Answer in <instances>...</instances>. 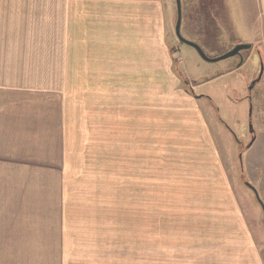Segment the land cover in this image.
<instances>
[{
	"label": "rangeland",
	"instance_id": "374dc122",
	"mask_svg": "<svg viewBox=\"0 0 264 264\" xmlns=\"http://www.w3.org/2000/svg\"><path fill=\"white\" fill-rule=\"evenodd\" d=\"M164 2L177 16L176 0H156L158 7ZM183 2L182 35L209 57L239 43L253 44L243 51L246 61L240 67L238 56L210 62L185 43L177 51L180 76L206 101L199 106L214 138L225 146L217 166L228 176L221 177L230 179L252 231L264 241V207L243 155L251 133L264 130V74L249 91L260 60L264 63V0L246 1L242 17L248 25L239 34L227 29L230 20L236 24L229 2L237 7V0ZM62 6L63 0H0V56L20 61L26 84L60 93L64 69L54 56L62 55L61 31L53 30L63 25V17L57 18ZM7 66L16 69L17 63L1 65L9 72ZM36 71L56 79L36 80ZM63 95L56 99L61 107ZM5 112H0V264H65L81 251L97 263H192L199 251L188 237L180 238L192 233L195 217L215 215L209 204L216 196L210 189L214 177L201 172L206 155H130L129 146L114 145L111 136L100 138L90 113L65 107L51 116L54 126L46 123L37 131L26 119L16 130L4 127Z\"/></svg>",
	"mask_w": 264,
	"mask_h": 264
},
{
	"label": "crops",
	"instance_id": "0c3cea01",
	"mask_svg": "<svg viewBox=\"0 0 264 264\" xmlns=\"http://www.w3.org/2000/svg\"><path fill=\"white\" fill-rule=\"evenodd\" d=\"M246 1L237 0V7L229 2L236 24L230 20L227 29L233 33L239 34L248 25L242 17ZM170 8L166 2L158 7L156 0H63L56 14L60 21L63 17V25L53 32L61 31L58 47L62 55L54 57L64 69L60 77L64 92L26 84L20 61L0 56V112L5 109L7 113L2 116L4 127L16 130L21 119L35 131L46 123L54 126L49 122L51 116L55 118L57 109L65 107L66 112L90 113L100 138L105 141V136H111L114 145L129 146L130 155H206L201 172L214 177L210 189L216 196L209 204L215 215L195 217L192 233H183L180 239L188 237L194 252L199 251L192 263L185 264H264V241L255 236L232 182L221 177L228 175L217 166V155L225 146L214 138L199 106V101H206L180 76V43L174 33L177 16ZM10 60L17 68L7 66V72L1 65ZM33 76L36 80L56 79L40 77L39 71ZM62 95L63 107L56 101ZM243 155L264 200V130ZM242 176L241 171V180ZM96 259L81 251L65 264H107Z\"/></svg>",
	"mask_w": 264,
	"mask_h": 264
},
{
	"label": "water",
	"instance_id": "95a60500",
	"mask_svg": "<svg viewBox=\"0 0 264 264\" xmlns=\"http://www.w3.org/2000/svg\"><path fill=\"white\" fill-rule=\"evenodd\" d=\"M176 3H177V19H176V23H175V34H176V36H177V38L179 40V43L180 44H184L185 43V44H189V45L193 46L198 51V53L201 55V57L204 60L210 61V62H216V61H219V60L231 57V56L239 55V54L242 53V51L249 50V49L252 48V44H250V43H239V44L235 45L230 51H228L224 55H221V56L215 57V58L209 57L205 53L204 49L199 44L186 39L182 35V32H181L182 18H183V14H182V0H176ZM263 74H264V63L262 62L259 76L255 80L252 81L251 86H250V90L253 89V87L255 86L256 83L261 81V79L263 77ZM253 140L249 143V146L252 145ZM240 157H242V155ZM254 190L256 191L257 199H258L259 203L262 205V207H264V202L262 201L258 190L257 189H254Z\"/></svg>",
	"mask_w": 264,
	"mask_h": 264
},
{
	"label": "flooded vegetation",
	"instance_id": "af4514ba",
	"mask_svg": "<svg viewBox=\"0 0 264 264\" xmlns=\"http://www.w3.org/2000/svg\"><path fill=\"white\" fill-rule=\"evenodd\" d=\"M182 4H183V1H182ZM250 44H252V43H250ZM234 46H235V45H234ZM234 46H232L231 48H233ZM252 48H253V44H252ZM252 48H251V49H252ZM251 49H249V50H251ZM235 56H238L239 60H241V62H240L239 65H238V67H240V65H243L244 62L246 61L245 54H244V52L242 51L241 54H239V55H235ZM261 63H262V61L260 60V67H261ZM249 91H251V90H250V86H249ZM248 98L250 99L251 96L249 95ZM251 107H252V106H251ZM252 138H253L254 140H255V138H256V135H254V133H251V139H252ZM254 140H253V142H254ZM252 144H253V143H252Z\"/></svg>",
	"mask_w": 264,
	"mask_h": 264
},
{
	"label": "bare ground",
	"instance_id": "6f19581e",
	"mask_svg": "<svg viewBox=\"0 0 264 264\" xmlns=\"http://www.w3.org/2000/svg\"><path fill=\"white\" fill-rule=\"evenodd\" d=\"M263 78V77H262ZM260 82V81H259Z\"/></svg>",
	"mask_w": 264,
	"mask_h": 264
}]
</instances>
